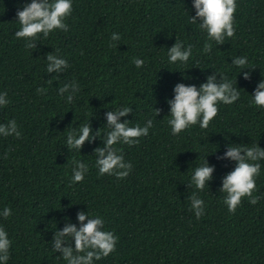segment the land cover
I'll use <instances>...</instances> for the list:
<instances>
[{"label":"trees","instance_id":"obj_1","mask_svg":"<svg viewBox=\"0 0 264 264\" xmlns=\"http://www.w3.org/2000/svg\"><path fill=\"white\" fill-rule=\"evenodd\" d=\"M71 2L68 31L38 34L29 49L14 33L20 29L17 11L31 0H0V94L6 92L9 101L0 107V125L15 120L21 133L19 139L0 135V227L12 242L7 264H67L53 251L55 232L66 223L79 229V212L102 217L103 230L118 237L115 251L93 264H264V161L254 193L261 199L251 205L242 198L232 214L221 189L236 163L220 159L230 144L264 150V109L252 103L264 80V0H236L235 38L222 45L208 40L199 21L190 22L194 0ZM176 40L192 46L184 64L168 60ZM207 43L212 50L205 53ZM50 54L68 67L47 73ZM245 56L249 80L232 64ZM134 58L144 65L137 68ZM215 72L217 82L227 77L238 88L239 100L219 103L207 129L198 123L173 136L167 101L174 99L175 86L199 89ZM73 81L80 87L68 103V94L58 90ZM122 107L132 113L120 123L143 127L151 119L153 125L137 145H115L132 164L129 176L118 180L99 175L95 149L104 147L111 130L107 112ZM86 123L98 136L80 152L69 150L68 133ZM206 158L214 171L199 191L191 177ZM73 160L88 166L82 183H72ZM194 193L204 201L200 219L190 210Z\"/></svg>","mask_w":264,"mask_h":264},{"label":"clouds","instance_id":"obj_2","mask_svg":"<svg viewBox=\"0 0 264 264\" xmlns=\"http://www.w3.org/2000/svg\"><path fill=\"white\" fill-rule=\"evenodd\" d=\"M192 7L195 9V17H190V22L197 24L201 30L206 31L208 40L214 41L217 45L224 44L225 38H235L234 13L237 5L236 0H194ZM71 0H31V3L25 4L23 10L17 11V19L20 29L14 33L17 39H25L26 47L35 48L38 34H43L44 38H48L49 34L55 30L67 32L68 25L65 20L72 13ZM120 35L113 33L111 40L118 42ZM117 47L116 43L109 45ZM212 44L207 43L203 51L211 52ZM192 55V46L184 47L183 43L176 40L173 47L168 49V60L170 63L180 62L184 64L188 62ZM47 73H60L68 67L67 60L59 58L57 55H48ZM133 63L137 68L144 65V61L134 58ZM248 63L247 57H236L232 60V64L243 72L245 80L250 79V72L244 71ZM240 72V73H241ZM218 73L215 72L207 78L204 83L197 89L195 86H185L177 84L174 92L175 97L167 101L170 106L171 117L168 124L171 127L172 135L178 136L181 132L190 126L197 125L202 129H207L210 121L218 114L219 103L224 105L234 104L240 98L237 87L228 80L227 77H221L217 82ZM58 78V77H57ZM79 84H64L59 88L58 92L63 97L67 93L66 100L72 103L75 94L79 91ZM46 89L38 88L37 92L45 94ZM7 93L0 94V107L7 106L9 101L6 99ZM252 103L260 109H264V80H262L254 95H252ZM159 115V110H155ZM132 113L131 107H122L114 111L107 112V126L111 130L107 132L106 138L103 139L104 147L95 149L96 167L100 176L105 174L115 176L118 180H123L129 176L132 171V164L125 162L121 150L116 148L117 144H126L135 146L140 141L139 138L146 137L149 129L153 125V121L148 119L145 126L130 127L129 122L120 123L121 117H126ZM92 128L90 123L82 124L78 129H73L67 135V148L80 152L81 147L86 141H92L98 136L91 135ZM0 135L5 137L15 136L20 138L21 133L17 128L15 120L9 121L5 125H0ZM234 161L236 167L223 179V187L221 192L226 193L224 203L228 207V211L235 214L237 207L241 204L242 198H248L251 205H256L261 199L260 196L254 195L258 191L256 186V178L260 174L261 163L264 161V150L257 144L251 147L246 145L230 144L224 157ZM75 165L73 168L72 183H82L85 174L88 172V166L78 160H73ZM214 169L208 166L207 158L204 163L195 168L191 177V184L199 191L205 189L207 182L212 179ZM191 201V209L194 211L197 219L204 215V201L195 193L189 197ZM11 215V209L6 207L3 216L7 219ZM77 219L80 221V227L71 223H66L63 231H56L54 237V252L62 253V259L67 264H93L94 260L106 258L115 251V245L118 237L111 231H104V220L102 217L90 218L89 213L79 212ZM87 220V223H84ZM74 241V247L71 242ZM11 241L8 239L7 232L0 227V264H7L9 260V249ZM68 245V246H62Z\"/></svg>","mask_w":264,"mask_h":264}]
</instances>
